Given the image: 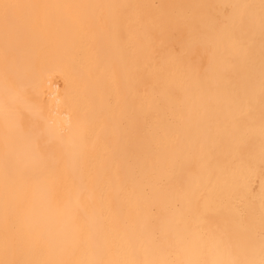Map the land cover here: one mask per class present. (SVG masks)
Returning a JSON list of instances; mask_svg holds the SVG:
<instances>
[{"label":"snow or ice","instance_id":"1","mask_svg":"<svg viewBox=\"0 0 264 264\" xmlns=\"http://www.w3.org/2000/svg\"><path fill=\"white\" fill-rule=\"evenodd\" d=\"M0 264H264V0H0Z\"/></svg>","mask_w":264,"mask_h":264},{"label":"bare ground","instance_id":"2","mask_svg":"<svg viewBox=\"0 0 264 264\" xmlns=\"http://www.w3.org/2000/svg\"><path fill=\"white\" fill-rule=\"evenodd\" d=\"M69 2H71V0H69ZM82 2H107V0H82ZM115 2H122V0H115ZM132 2H143V3L201 2V3H208V2H211V0H132Z\"/></svg>","mask_w":264,"mask_h":264},{"label":"flooded vegetation","instance_id":"3","mask_svg":"<svg viewBox=\"0 0 264 264\" xmlns=\"http://www.w3.org/2000/svg\"><path fill=\"white\" fill-rule=\"evenodd\" d=\"M246 227H247V223L245 222V224L239 230L243 231L244 228H246Z\"/></svg>","mask_w":264,"mask_h":264}]
</instances>
